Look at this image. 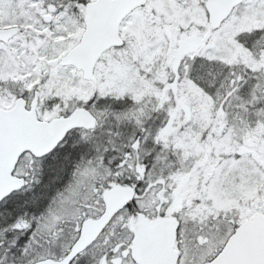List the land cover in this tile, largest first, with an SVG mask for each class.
Masks as SVG:
<instances>
[{
  "label": "snow or ice",
  "instance_id": "6c2138e0",
  "mask_svg": "<svg viewBox=\"0 0 264 264\" xmlns=\"http://www.w3.org/2000/svg\"><path fill=\"white\" fill-rule=\"evenodd\" d=\"M0 264H264V0H0Z\"/></svg>",
  "mask_w": 264,
  "mask_h": 264
}]
</instances>
